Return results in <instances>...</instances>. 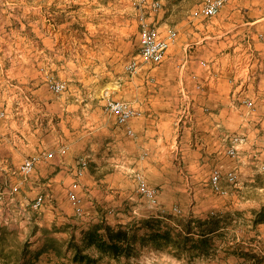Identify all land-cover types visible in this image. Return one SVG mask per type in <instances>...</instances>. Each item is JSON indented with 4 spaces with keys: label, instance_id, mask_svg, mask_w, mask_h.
Here are the masks:
<instances>
[{
    "label": "rangeland",
    "instance_id": "obj_1",
    "mask_svg": "<svg viewBox=\"0 0 264 264\" xmlns=\"http://www.w3.org/2000/svg\"><path fill=\"white\" fill-rule=\"evenodd\" d=\"M156 1L160 4L158 9L151 6ZM206 1L0 0V192L3 194L0 228L8 226L17 231L19 227L26 226L27 220L45 214L44 220L48 224H56L51 229L45 227L43 235L53 238L55 243L69 238L64 246L67 253L70 252L67 250L68 242L77 243L81 227L98 220L95 211L100 215L99 220L104 222L116 216L118 211H128L130 216H135L128 219L132 222L129 232L137 236L146 231L141 225V220L148 217L144 216L146 214L170 216L169 223L177 219L214 217L219 219V228L207 236L209 243L205 251L192 249L183 252L180 258L176 257L182 259L181 264H233L237 260L242 264L256 262L252 260L254 251L245 247H249L247 243L256 238L252 235L250 224L255 213L264 208V171L252 168L250 176L260 179V187L253 186L251 190L242 187L238 194L242 198L237 202L230 195L233 186L227 195H221L211 189L208 179L216 166L222 172L234 170L238 180L250 174L244 165L249 166L247 158L255 157L254 153L250 152L248 156L245 150L243 155L240 152L242 147L236 157L225 153L227 134L243 132L245 129H241L242 126L256 127L258 115L251 114L252 109L248 106L244 108L240 101L244 96H250L241 95L238 98V92L235 94L233 110L237 118H241L236 130H229L221 124L214 130L224 153L220 149V152L215 151L217 156H209L201 162L202 166L189 167L187 162L206 155L191 152L198 145L204 146V136L194 124L196 114L192 101L205 97L210 90L208 82L214 72H219L214 71L211 65L214 60L217 59L220 68L223 65L221 62H232L233 55L245 53L248 55L246 62L259 58L256 46L257 42H264V20L257 25H247L251 26L249 29L239 24L241 19L247 18L242 4L263 3L264 0H227L211 15L199 12L200 5ZM235 11L236 15L229 19L228 13L231 15ZM190 15L198 16L197 21L190 20ZM142 19L156 27L160 34L168 28L176 30L178 45L174 52L178 53L173 56L174 59L165 61L168 52L159 62L141 56ZM202 26L220 30L211 48L202 46L209 39L200 40ZM182 46L186 49V62L180 60ZM212 54L215 55L214 60H206L207 66H202L201 57L210 58L207 56ZM132 60H135L136 68L131 70L128 65ZM201 67L204 69L201 70ZM154 68H175L177 71L184 68L187 73L189 69L202 75L195 81L189 76L185 81L183 76L188 87H184L182 94L180 90L178 94L174 89L164 90L172 98L175 120L182 115L176 124L177 147L168 154L172 163L171 173L179 182L177 187L187 185L189 194H180L172 199L168 197L162 202L159 200V187L154 186L158 190V204L155 206L136 191L135 172H140L146 182L153 185L138 166L143 139H138L132 126L133 118L143 117L140 111L142 103L153 93V87L148 82L151 74L148 73ZM259 78L256 77V84ZM263 81L264 78L261 83ZM56 84L61 86L59 90L55 89ZM247 93H254L257 113L258 110L260 112L264 107V88L258 90L254 87L252 92ZM111 99L128 102L137 110V114L125 120L133 129L132 135L126 132L124 125L116 124L119 123L116 115L106 108V102ZM182 121L184 127L189 128V143H183L190 145V152L179 148ZM61 146L65 148L63 152L59 150ZM49 151L51 155H41ZM27 156H38V159L32 171L23 176L17 166ZM79 157L87 160L74 188L83 207L82 215L75 213L67 195L75 180L74 170ZM91 181H94L95 188L90 186ZM14 186H17L16 190H12ZM41 192L46 194L45 201L39 209H33L31 202ZM109 195H121L125 200L122 199L119 205H109ZM118 207H121L120 210ZM141 209H144V215L139 216L135 211ZM53 215L55 218L49 220ZM93 218L96 220L91 222ZM192 226L196 223L193 222ZM18 235L8 234L7 238L4 234L0 235V258L4 262L15 264L13 258L31 256L29 243L21 242L23 238ZM9 245L12 247L7 248ZM261 245L264 252V240ZM141 250L134 245L133 261L123 259L120 264H145L149 252ZM155 264L161 263L157 261Z\"/></svg>",
    "mask_w": 264,
    "mask_h": 264
},
{
    "label": "crops",
    "instance_id": "obj_2",
    "mask_svg": "<svg viewBox=\"0 0 264 264\" xmlns=\"http://www.w3.org/2000/svg\"><path fill=\"white\" fill-rule=\"evenodd\" d=\"M242 5L243 13L247 14V18L241 19V23L239 25L243 24L244 29L251 28V26L247 25H257L260 21L264 20V1L263 3L250 2L249 4L244 3ZM239 9L240 8H238V10ZM236 13V11L231 12V15L228 13V18L232 19V17L235 16ZM197 17L198 16L193 17L192 15H190L189 19L195 22L197 21ZM219 31L220 30L217 29V27L204 28L202 26L200 34L203 36L200 40L209 37L208 40H205L206 44L202 46H204L205 48L207 46L208 48L213 47V45L216 43V37L218 36L217 33ZM177 45L178 43L176 41L172 46L169 47L167 51L168 55L166 56L165 61L174 59L173 56L178 53L174 52V48L177 47ZM256 47L257 49H259V51H257L259 58L256 61L246 62V57H248V55L246 56V54L243 53L238 56L233 55L231 57V60H233L232 62H221L223 65H221L220 68L218 66V63H216L217 59L214 60V54L207 56L210 58H206L204 56L201 57L200 64L202 66H207V64H205L206 60L213 59L214 62H212L211 65L214 68V71H219L218 73L214 72V74L211 76V80L208 82L210 83V90L206 92V96H202L203 99H201V97L199 100L195 99L192 101V107H194L196 114L193 119L194 124L196 126V129L200 131V135L204 136V146L202 147L198 145L197 149L194 148V150H191L190 145H188V137L190 133L188 130L189 128L184 127L183 121L180 124V128H182L179 136L180 139L178 140L180 150H182L183 152H190L191 150V152L195 151L200 155L202 153L206 154L203 155L204 157L198 158L196 161L188 160L187 166L189 165V167H194L198 164L202 166L201 162L203 160L209 158V156H217L216 154H214L215 151L220 152V150H223L224 153V149L221 147L217 136L214 134L216 126L218 124H221L224 127L229 128V130H236L238 127V120H241V118L238 119L233 110V103L236 100V98H234L236 92H238V98H240L241 95L250 96L249 98L245 96V98H241V105L245 108L247 107L246 101L251 100L253 103V109L250 113L257 114L258 120H256L257 124H255V128H251L249 126L241 127V129H245L244 131L246 132H239V134H243L246 136V143L241 146L242 151L240 150V152L245 155L244 151L246 150V154L248 156L251 152L255 154V157L251 159H249L248 157L247 162L249 163V166L244 165V168L250 171L248 172L250 173L248 177L244 176L241 178L242 180L239 178L238 183L233 186L234 189L232 188L230 195L233 197V200L235 202L239 201V198L241 197V195L238 194L241 192L242 187L249 188V190H251L253 186L254 188L257 186L260 187V179L256 180L250 176L252 168H255L258 172L264 171V107L262 110H260V112L258 110L257 113V106L255 104L256 97L254 96V93H252L251 95L247 93L252 92L254 87L258 90H262L264 88V81L263 83H261L264 78V42H257ZM185 50V46H182L180 49L181 52L179 53L181 54L180 60L184 59V62H186L187 58ZM183 69L184 68H181L178 71L175 70V68L151 69V71L148 73L149 75L151 74L148 82H150V85H152L153 87V93H151L150 96L145 100V102L142 103L143 107H141V110L139 109L140 111H142L143 117L139 116L140 118H133L132 120V126L138 135V139H143V141H141V143L143 144V148H141L139 151L140 160L138 162V166L142 169L144 175L148 178L149 183H151L153 186L159 187V200L162 202H164L168 197L172 199L180 194H189L187 192L189 187H187L186 184H184L186 185V187H177L179 182L178 180H176V177L173 178L171 173L172 163L168 154L173 151L174 147H177L175 144L177 142V140H175V132L177 131L176 124H178L177 121H180L182 115H180L178 119L176 118L175 120V116L172 115L175 112L174 106L171 107L172 98L164 93V90L174 89L178 91L176 92L177 94L179 93V90L182 94L184 87H188V83L184 82V80L187 81L188 76L192 81L198 80L202 76L197 71L190 72L188 69L187 73ZM200 69L203 70L204 68L201 67ZM202 72L205 74L204 71ZM183 76L184 80L182 79ZM261 76H263L262 79L259 78ZM256 77L259 78L257 84ZM229 78L234 79L230 80ZM204 98L206 100H204ZM171 109L172 111L169 112V110ZM170 138L172 139L170 140ZM183 141H187L188 143H183ZM193 144L196 145V143ZM208 153L209 155H207ZM239 156L238 158L240 159L241 156ZM212 160L215 159L212 157ZM92 183H94V181H91L90 186H92V188H95L94 184ZM194 188L195 187L193 186V189ZM178 189H180V191H178ZM193 189H191V191ZM108 197H111V201L108 202L109 205L111 203H113L112 205H119L122 202L121 200L125 198L121 195H109ZM164 205L167 206L168 204ZM120 208L121 207H118L119 210ZM179 208L181 210V207ZM143 211L144 209L135 212L140 216L144 215ZM148 212L153 213L152 210H148ZM154 215L155 214H146L144 216ZM44 216L45 214H43L41 217L38 216L36 218H33L32 220H27L26 226H23L22 228L19 227L17 231L14 230V228H8V226H2L0 228V235L4 234V237L7 238L8 234L14 235L18 233L19 238H23L21 242L25 241L26 243H29V254H31V256H18L12 259L13 262L15 261V264H81L73 261L71 250H69L70 252L67 253L64 251V246L66 245L69 238L60 240L61 242H56V244L53 238H49V236L43 235L42 231L45 227L51 229L52 225L56 224V222L48 224V222L44 220L46 219ZM95 216L99 220L100 215L96 211ZM131 217L135 216H130L128 211H118L116 213V216L107 218L106 222L110 225L121 224L124 227L128 228L132 226V222L128 221V219H130ZM54 218L55 216L53 215L51 218H49V220ZM94 220L96 219H91V222ZM32 223H35L36 226H34V224ZM89 225L90 224L88 223V226ZM136 225H138V223ZM88 226L81 227L79 238L77 240L78 244L81 243L83 232L82 229H86ZM250 226L253 233L252 235L256 238H253L251 241H249L247 243L249 247L245 248L254 251L255 254L252 258V260L254 259L253 261H256L254 264H264V256H262L264 252L261 245V241L264 240V223H251ZM61 243L63 244L62 248L60 247ZM135 245H137V248H141L142 250L146 249L149 252L146 257L145 264H155L157 261L161 264H181L182 259H177L167 250H157L149 244L142 245L136 243ZM10 247H12V245L7 246V248ZM87 252L93 257L98 258V254L94 249H89ZM120 258L119 260L104 256L100 257L95 264H120L123 259H125V261H133V255H130V257L122 256ZM0 260V264H10V262H4L3 258H0ZM22 260H24L25 262H22ZM134 260L141 262V260H138V258H134Z\"/></svg>",
    "mask_w": 264,
    "mask_h": 264
},
{
    "label": "trees",
    "instance_id": "obj_3",
    "mask_svg": "<svg viewBox=\"0 0 264 264\" xmlns=\"http://www.w3.org/2000/svg\"><path fill=\"white\" fill-rule=\"evenodd\" d=\"M170 217V216H169ZM166 216H148L141 220L145 232L137 236L121 224L110 225L97 220L83 230L81 243L70 240L67 250H72V259L81 264H95L100 257L107 256L113 259L129 257L135 243L149 244L157 250H167L174 257L180 258L183 252L194 249L203 252L209 243L208 235L218 228L219 219L209 217L200 219L171 220ZM196 226H192V223ZM253 223H264V208L255 213ZM178 227V228H177ZM195 235V236H194ZM94 249L98 258L87 251Z\"/></svg>",
    "mask_w": 264,
    "mask_h": 264
},
{
    "label": "built area",
    "instance_id": "obj_4",
    "mask_svg": "<svg viewBox=\"0 0 264 264\" xmlns=\"http://www.w3.org/2000/svg\"><path fill=\"white\" fill-rule=\"evenodd\" d=\"M246 105L253 109V105L251 100L246 101ZM188 111V110H187ZM129 121L119 122L116 123L118 125H124L125 130L128 134H133V129L128 126ZM228 140V145L225 148V153L230 157H236L239 153L240 147L246 143V136L243 134H227L226 135ZM264 149V145H263ZM60 152H63L65 148L61 146L59 148ZM52 152H42L41 155H51ZM38 159V156H27L24 157L20 164L17 166V170L19 173L23 176L28 175L33 167L35 161ZM87 165V160L84 157H79L77 161V166L74 170L75 173V180L72 182L71 187L69 188L67 195L69 199L72 201L74 205V211L77 215L83 214V207L80 204V200L77 197V194L75 192V187L78 185V181L76 178L80 176L83 172V169ZM238 175L237 173L230 169L225 172H222V170L219 167H214L211 170L209 179V185L211 189L221 195H227L230 192V187L234 186L236 183H238ZM133 180L136 183V191L142 196L147 202L153 206L158 204V190L156 187L149 185L143 175L140 172H135L133 174ZM226 182L227 184H224L223 182ZM17 186L12 187V190H16ZM46 198V194L41 192L31 202V206L33 209H39L41 205L44 203ZM3 200V194L0 192V203ZM233 264H242L240 260L235 261Z\"/></svg>",
    "mask_w": 264,
    "mask_h": 264
},
{
    "label": "bare ground",
    "instance_id": "obj_5",
    "mask_svg": "<svg viewBox=\"0 0 264 264\" xmlns=\"http://www.w3.org/2000/svg\"><path fill=\"white\" fill-rule=\"evenodd\" d=\"M227 0H207L205 3H202L199 8V12L206 15L215 14L218 9L221 7ZM159 2L153 3L151 6L154 9L159 8ZM177 37V32L174 28H168L163 34L158 32V29L148 22L141 20L140 28V54L142 57L153 62H159L166 55L169 47L175 42ZM129 69L136 68L135 60H132L129 65ZM61 86L59 84L55 85V89L59 90ZM107 101V100H106ZM106 108L116 115L118 122H124L129 117L137 114V110L132 108L128 102L122 100H108L106 102ZM105 109V108H104ZM106 109V111H107Z\"/></svg>",
    "mask_w": 264,
    "mask_h": 264
}]
</instances>
